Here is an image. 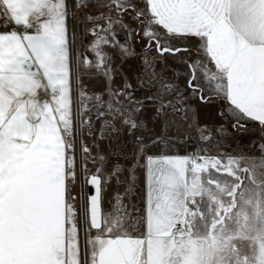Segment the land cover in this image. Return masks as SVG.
<instances>
[{"label": "snow or ice", "instance_id": "snow-or-ice-1", "mask_svg": "<svg viewBox=\"0 0 264 264\" xmlns=\"http://www.w3.org/2000/svg\"><path fill=\"white\" fill-rule=\"evenodd\" d=\"M0 264H264V0H0Z\"/></svg>", "mask_w": 264, "mask_h": 264}, {"label": "rangeland", "instance_id": "rangeland-1", "mask_svg": "<svg viewBox=\"0 0 264 264\" xmlns=\"http://www.w3.org/2000/svg\"><path fill=\"white\" fill-rule=\"evenodd\" d=\"M249 138L247 136L245 137H239L235 141H233L230 145H225L226 148H229V150L232 149H248L251 150V145L249 144Z\"/></svg>", "mask_w": 264, "mask_h": 264}]
</instances>
